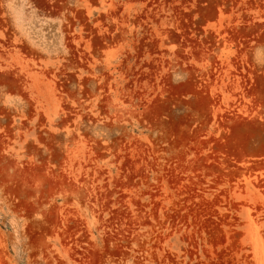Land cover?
<instances>
[{
  "label": "rangeland",
  "instance_id": "obj_1",
  "mask_svg": "<svg viewBox=\"0 0 264 264\" xmlns=\"http://www.w3.org/2000/svg\"><path fill=\"white\" fill-rule=\"evenodd\" d=\"M0 264H264V0H0Z\"/></svg>",
  "mask_w": 264,
  "mask_h": 264
}]
</instances>
